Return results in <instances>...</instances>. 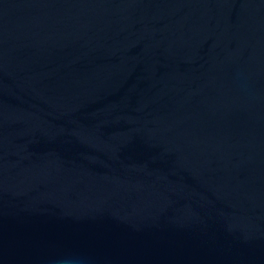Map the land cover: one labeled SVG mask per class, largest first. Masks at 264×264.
Returning a JSON list of instances; mask_svg holds the SVG:
<instances>
[{
  "label": "water",
  "instance_id": "obj_1",
  "mask_svg": "<svg viewBox=\"0 0 264 264\" xmlns=\"http://www.w3.org/2000/svg\"><path fill=\"white\" fill-rule=\"evenodd\" d=\"M0 264H264V0H0Z\"/></svg>",
  "mask_w": 264,
  "mask_h": 264
}]
</instances>
